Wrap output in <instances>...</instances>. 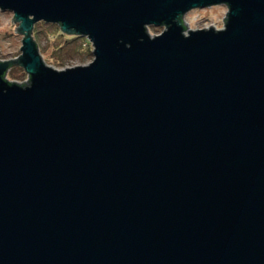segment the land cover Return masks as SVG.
<instances>
[{
  "label": "water",
  "instance_id": "water-1",
  "mask_svg": "<svg viewBox=\"0 0 264 264\" xmlns=\"http://www.w3.org/2000/svg\"><path fill=\"white\" fill-rule=\"evenodd\" d=\"M215 4L222 28L181 19ZM0 9L22 34L0 60V264H264V0ZM39 21L92 60L45 63Z\"/></svg>",
  "mask_w": 264,
  "mask_h": 264
},
{
  "label": "rangeland",
  "instance_id": "rangeland-1",
  "mask_svg": "<svg viewBox=\"0 0 264 264\" xmlns=\"http://www.w3.org/2000/svg\"><path fill=\"white\" fill-rule=\"evenodd\" d=\"M226 10L227 7L224 4L193 8L187 11L183 20L188 24L189 29L203 28L209 24L219 29L223 26L220 19ZM12 16V11L0 9V60L17 57L21 53L22 34L14 31L18 22H11ZM164 28L162 25H148L147 31L151 35H156ZM58 29V24L44 21L36 22L33 25L32 37L45 63L57 69L89 63L93 58V47L89 40L85 36L67 34L60 29V33L63 35L58 34ZM67 39L70 40L68 43H66ZM5 78L21 83L27 80V73L21 66L12 65L7 69Z\"/></svg>",
  "mask_w": 264,
  "mask_h": 264
},
{
  "label": "trees",
  "instance_id": "trees-1",
  "mask_svg": "<svg viewBox=\"0 0 264 264\" xmlns=\"http://www.w3.org/2000/svg\"><path fill=\"white\" fill-rule=\"evenodd\" d=\"M59 29H60V28H59ZM59 29L57 30V31H58L57 33H58V34H62V33H60V30H59ZM32 34H33V33H32ZM62 35H63V34H62ZM76 36H78V35H76ZM85 40H86V39H85ZM69 41H70V40L67 39V40H66V43H68ZM86 41H87V40H86ZM63 44L65 45V43H63Z\"/></svg>",
  "mask_w": 264,
  "mask_h": 264
},
{
  "label": "flooded vegetation",
  "instance_id": "flooded-vegetation-1",
  "mask_svg": "<svg viewBox=\"0 0 264 264\" xmlns=\"http://www.w3.org/2000/svg\"><path fill=\"white\" fill-rule=\"evenodd\" d=\"M187 13V12H186ZM186 13H184L182 16H181V19H183V17H184V15L186 14ZM163 26V25H162ZM165 27V26H164Z\"/></svg>",
  "mask_w": 264,
  "mask_h": 264
}]
</instances>
